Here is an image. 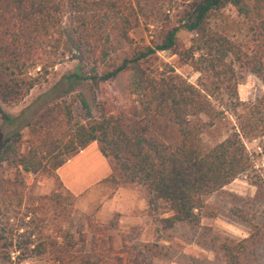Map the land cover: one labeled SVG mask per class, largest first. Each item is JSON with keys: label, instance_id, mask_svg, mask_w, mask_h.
Listing matches in <instances>:
<instances>
[{"label": "trees", "instance_id": "1", "mask_svg": "<svg viewBox=\"0 0 264 264\" xmlns=\"http://www.w3.org/2000/svg\"><path fill=\"white\" fill-rule=\"evenodd\" d=\"M169 1L181 7L177 24L160 26L148 44L134 45L128 57L108 63L118 42L132 44L128 34L137 22L126 0H0L2 124L12 125L17 117L1 107L17 106L57 66L76 62L73 72L61 76L67 88L130 74L126 102L101 99L93 116L77 93L21 124L30 138L24 154L18 152L20 126L5 136L0 141V173L3 167L12 169L13 182L23 188L25 175L52 174L95 143L120 183L140 186L154 201L169 206L170 216L158 222L161 229L177 223L195 226L202 217L216 215L244 226L246 238L224 239L219 245L223 264H237L242 254L264 242V0ZM228 11L234 19L228 20ZM181 33L190 35L186 47L179 43ZM164 51L190 64L200 83L191 84L169 65H153L156 54ZM243 74L262 86L252 101L237 98ZM200 115L206 120L198 119ZM224 126V138L204 151L203 131ZM251 141L255 145L248 149L245 143ZM240 177L254 188L251 200L235 197L236 203L225 209L205 203L206 197ZM117 217H111L109 227ZM7 225L0 223V264L34 257L58 264H109L94 254L98 241L90 247L91 254L81 255L77 247L85 240L79 231L76 239L61 228L55 236L44 237L40 226L32 225L28 234L15 236ZM86 226L99 233L98 240L106 230L91 220ZM126 240L127 235L122 236L120 245L125 264H150L140 247Z\"/></svg>", "mask_w": 264, "mask_h": 264}, {"label": "rangeland", "instance_id": "2", "mask_svg": "<svg viewBox=\"0 0 264 264\" xmlns=\"http://www.w3.org/2000/svg\"><path fill=\"white\" fill-rule=\"evenodd\" d=\"M126 1L131 7L129 12L131 18H135L137 22L135 28L128 34L132 44L118 42L114 46V53L107 58L108 63L118 62L121 58L128 57L134 45L148 44L154 39L160 26L165 24L175 26L181 19V7L173 1ZM225 15L228 20L235 18L232 11L225 12ZM64 25L67 27L65 19ZM189 38V34H179L180 45L186 47ZM156 57L158 62L153 65L159 63L169 65L191 84L200 83V75L194 72L190 64H184L177 56L164 51L157 53ZM75 66L76 62L57 66L46 82L33 88L17 106L1 107L6 114L17 117V120L12 125L0 122V141L21 124L33 120L45 106L60 98L69 99L77 93L80 94L93 116H95L94 106L101 99L112 98L118 103L129 99L126 91L130 78L128 72L121 73L112 81L104 83L86 80L75 84L72 88L65 87L61 76L73 72ZM84 71L86 72L87 69ZM236 93L240 102L252 101L262 93V86L252 75L243 74L236 86ZM73 110H78L77 104H74ZM198 119L206 120L202 115ZM159 125L162 127L163 123L160 122ZM20 129L21 142L18 152L24 154L30 145V138L25 128L20 126ZM226 134V126L220 131L213 128L205 129L201 134L203 150L214 146ZM245 145L251 149L255 142L251 141ZM95 150L96 148L89 149L76 160L67 162L71 177L76 174H91L87 164L96 170L92 173L94 175L92 178L102 177L107 168L109 169V174L104 179H100L85 194L78 196H83L82 200L69 194L54 173L40 172L25 175L23 177L25 187L21 188L13 182V170L3 167L0 173V223L7 222L6 227L12 229L15 236L28 234L32 225L40 226L44 237L55 236L57 228H61L73 234L76 239V232L79 231L85 240L83 245L77 247L81 255L91 254L90 247L98 241L94 254L102 255L103 260L109 264H125V254L120 252L121 238L124 235H127L126 241L129 244L140 247L150 264H223L219 251L220 243L224 239L235 241L247 237L248 230L244 226L221 215L202 217L195 226L177 223L170 229H161L158 222L170 216L169 206L154 201L152 196L140 186L120 183L118 175L112 173L107 161L104 160L106 166L103 163L102 166L99 165ZM84 159L85 163L82 162ZM109 177L114 179L111 180ZM253 194L254 188L240 177L223 187L220 192L206 197L204 201L208 205L216 204L225 209L235 201V197L248 201L252 199ZM113 198L116 202L123 203L121 205L125 208L118 213L112 227H109V223L102 225L96 222L93 212L98 210L105 201H111ZM87 220L106 228L100 240L97 238L98 232L88 231ZM13 258L14 256L12 261H14ZM18 264L58 263L51 262L47 257H34ZM237 264H264V242L252 251L242 254Z\"/></svg>", "mask_w": 264, "mask_h": 264}, {"label": "crops", "instance_id": "3", "mask_svg": "<svg viewBox=\"0 0 264 264\" xmlns=\"http://www.w3.org/2000/svg\"><path fill=\"white\" fill-rule=\"evenodd\" d=\"M96 145L95 143H91L89 144L86 148H84L82 151L78 152L77 154L73 155L72 157H70L61 167H59L55 172V176L58 179V181L61 183L62 187L71 195H73L74 197H78L81 194H85L87 192V190L94 185L95 183H97L100 179H104L108 174H109V169L107 168V171L102 175V177H95L92 178L94 175H92V173H94L96 170L95 168L91 167L89 164H87V168L90 170L89 175L87 174H80L71 177V173H69V167L67 166V162H71L70 160H76L77 158L81 157V155H83L86 151H88L89 149H95ZM97 149L95 150V153L98 157V163L100 166H102V163L105 164L104 159L99 155ZM84 161L85 163V159L82 160V162ZM106 166V164H105ZM93 171V172H91ZM69 173V174H68ZM83 196L78 197V200H82ZM105 201L102 206L96 210L95 212H93V216L96 222H99L102 225H106L109 223L111 217L113 214H118L121 213L122 210L125 208L124 205H121L123 203L120 202H116L115 198H113L111 201ZM90 213V212H89Z\"/></svg>", "mask_w": 264, "mask_h": 264}]
</instances>
